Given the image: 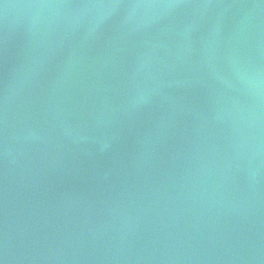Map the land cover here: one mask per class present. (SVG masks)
Segmentation results:
<instances>
[{"label":"water","instance_id":"95a60500","mask_svg":"<svg viewBox=\"0 0 264 264\" xmlns=\"http://www.w3.org/2000/svg\"><path fill=\"white\" fill-rule=\"evenodd\" d=\"M0 264H264V0H0Z\"/></svg>","mask_w":264,"mask_h":264}]
</instances>
